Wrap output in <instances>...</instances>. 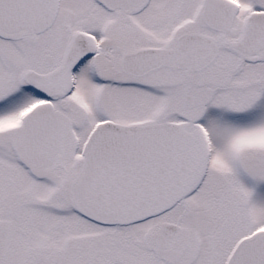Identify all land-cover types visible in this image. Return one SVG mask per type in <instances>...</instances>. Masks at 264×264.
I'll list each match as a JSON object with an SVG mask.
<instances>
[{"label":"snow or ice","instance_id":"6c2138e0","mask_svg":"<svg viewBox=\"0 0 264 264\" xmlns=\"http://www.w3.org/2000/svg\"><path fill=\"white\" fill-rule=\"evenodd\" d=\"M0 264H264V0H0Z\"/></svg>","mask_w":264,"mask_h":264}]
</instances>
